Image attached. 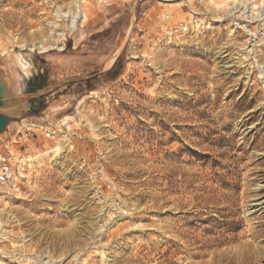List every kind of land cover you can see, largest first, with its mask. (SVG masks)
Wrapping results in <instances>:
<instances>
[{
    "label": "rangeland",
    "instance_id": "rangeland-1",
    "mask_svg": "<svg viewBox=\"0 0 264 264\" xmlns=\"http://www.w3.org/2000/svg\"><path fill=\"white\" fill-rule=\"evenodd\" d=\"M228 1L0 0L36 95L0 134V264H264V2Z\"/></svg>",
    "mask_w": 264,
    "mask_h": 264
},
{
    "label": "water",
    "instance_id": "water-1",
    "mask_svg": "<svg viewBox=\"0 0 264 264\" xmlns=\"http://www.w3.org/2000/svg\"><path fill=\"white\" fill-rule=\"evenodd\" d=\"M17 57L16 53L0 56V134L10 121L27 109L29 102L36 96L28 91V85L34 77L22 82L23 75L26 77L28 72L25 66L16 61Z\"/></svg>",
    "mask_w": 264,
    "mask_h": 264
},
{
    "label": "bare ground",
    "instance_id": "bare-ground-1",
    "mask_svg": "<svg viewBox=\"0 0 264 264\" xmlns=\"http://www.w3.org/2000/svg\"><path fill=\"white\" fill-rule=\"evenodd\" d=\"M228 1V0H227ZM233 2H235L236 1V3H234L233 5L235 6V7H233V8H236V7H238V5H239V11H241L242 10V8H243V6H245L246 5V3L245 4H241V3H238L239 2V0H232ZM228 2H230L231 3V0L230 1H228ZM260 2V1H259ZM263 2H264V0H263ZM263 2H261V4L263 3ZM74 4H75V6H76V8H74V12H73V15H72V19H71V21L70 22H73L72 20H73V18H76V19H78V20H80L81 22H83L84 20H86V18H87V15H86V13L83 11V10H81L80 9V6H79V2H77V0H74V2H73ZM247 4H249V3H247ZM229 3H224V5H223V7L225 6V7H227L226 9H228V13H227V16L228 17H230L232 14H233V11L231 12V10L229 11V9L231 8V6L229 5ZM232 5V6H233ZM74 6V7H75ZM256 6V5H255ZM262 6V5H261ZM258 8V7H257ZM247 9V11H246V13H249L250 11V15H251V18H253V16H255V14H253V12H252V10H253V8H248V6L246 5L245 6V9L244 10H246ZM235 10V9H234ZM58 12V11H57ZM243 13H245L244 11L241 13V15L243 14ZM58 14V13H57ZM66 14V13H65ZM257 14V13H256ZM259 14V13H258ZM250 15H246L245 16V18H247L248 16L250 17ZM58 16V15H57ZM259 17V16H258ZM257 17V15H256V19L258 18ZM64 18V17H63ZM260 18L262 19L261 21L263 22L262 23V26H263V28H264V13H261V15H260ZM256 21V20H255ZM72 25H74L75 26V24H73L72 23ZM74 26H73V28H74ZM240 26V25H239ZM261 26V25H260ZM69 27V26H68ZM76 28V27H75ZM244 28V27H243ZM245 31V30H244ZM246 33H248L247 32V30L245 31ZM53 33V32H52ZM246 35V34H245ZM250 37H252V36H256L255 35V33H252V34H248ZM254 39H256V38H254ZM253 41V40H252ZM41 42V41H40ZM251 42V41H250ZM249 42V43H250ZM255 43V42H254ZM260 45V44H259ZM259 45H256V47H259ZM42 46V45H41ZM44 48V47H43ZM260 51V50H259ZM259 51H257V52H255V58H258L257 60H256V67H252L253 69H256L257 71H258V73H259V75H258V77H257V79L259 80V82L261 81V84L262 85H264V65L262 66L261 64L262 63H260L259 62V60H261L262 59V55L261 54H259L258 52ZM221 53V52H220ZM248 56V55H247ZM243 59V61L244 62H248L249 60H250V58H247V57H244V58H242ZM249 59V60H248ZM255 61V60H254ZM245 63V64H246ZM250 63V62H249ZM241 64V63H240ZM242 65H244V64H242ZM255 65V64H254ZM246 66V65H245ZM247 66H249V65H247ZM242 67V66H241ZM252 69V70H253ZM246 73H249V72H246ZM245 73V74H246ZM249 75V74H248ZM244 77H245V75H244ZM248 77L246 76V79H247ZM256 80V79H255ZM258 82V81H257ZM60 142V141H59ZM59 146V145H58ZM58 146H56L55 148H54V150L57 152V150H59V147ZM20 161H22V160H18V159H16V164L19 166V162ZM27 161H30V159L28 158L27 159ZM1 188V187H0ZM259 207V208H258ZM252 208H258V209H255L256 211H258L259 209H261L262 207H260V203H256V204H253V206H252ZM254 210V211H255ZM100 254H101V252H100ZM102 255H104V254H102ZM104 257V256H103Z\"/></svg>",
    "mask_w": 264,
    "mask_h": 264
},
{
    "label": "built area",
    "instance_id": "built-area-1",
    "mask_svg": "<svg viewBox=\"0 0 264 264\" xmlns=\"http://www.w3.org/2000/svg\"><path fill=\"white\" fill-rule=\"evenodd\" d=\"M0 186L15 187L14 185V165L7 155L0 156Z\"/></svg>",
    "mask_w": 264,
    "mask_h": 264
}]
</instances>
